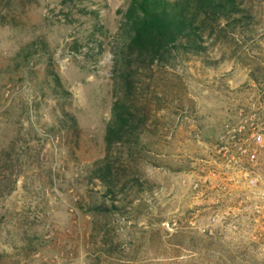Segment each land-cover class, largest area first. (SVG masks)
<instances>
[{
    "label": "rangeland",
    "instance_id": "1",
    "mask_svg": "<svg viewBox=\"0 0 264 264\" xmlns=\"http://www.w3.org/2000/svg\"><path fill=\"white\" fill-rule=\"evenodd\" d=\"M243 2L249 17L205 51L141 78L148 120L136 154H121L119 185L141 184L113 199L90 169L105 156L127 0H0V154L14 160L0 264H58L62 251L69 264H264L261 241L201 232L206 216L192 223L194 167L226 120L210 108L218 94L264 87V0Z\"/></svg>",
    "mask_w": 264,
    "mask_h": 264
},
{
    "label": "trees",
    "instance_id": "2",
    "mask_svg": "<svg viewBox=\"0 0 264 264\" xmlns=\"http://www.w3.org/2000/svg\"><path fill=\"white\" fill-rule=\"evenodd\" d=\"M243 4V0H127L112 63L116 98L104 136L105 156L90 169V178L98 179L113 199L128 182L141 184L139 177L131 176L119 185L121 154L124 150L136 154L148 120L141 78L156 65L172 66L183 54L205 51L206 38L227 32L231 23L249 17ZM115 148L119 155H113ZM12 157L1 151L0 195L9 192L14 182ZM117 208L112 204L94 209L109 213Z\"/></svg>",
    "mask_w": 264,
    "mask_h": 264
},
{
    "label": "built area",
    "instance_id": "3",
    "mask_svg": "<svg viewBox=\"0 0 264 264\" xmlns=\"http://www.w3.org/2000/svg\"><path fill=\"white\" fill-rule=\"evenodd\" d=\"M205 145L191 183L192 223L196 226L206 216L201 232L221 233L232 241H261L258 249L264 254V87L252 88L221 124L215 140ZM72 259V251H62L58 264Z\"/></svg>",
    "mask_w": 264,
    "mask_h": 264
},
{
    "label": "crops",
    "instance_id": "4",
    "mask_svg": "<svg viewBox=\"0 0 264 264\" xmlns=\"http://www.w3.org/2000/svg\"><path fill=\"white\" fill-rule=\"evenodd\" d=\"M242 78H244L243 80H247L246 78H248V80H247L248 82L247 83H249V81H251V79L254 80L251 76L248 77V74L244 75ZM233 87H231V88H233ZM234 90H236V87H234ZM214 91L216 92L217 89L215 88ZM203 92L205 93L206 91L204 90ZM215 94H217V93H215ZM218 95H217V99H216L217 101H219L217 106L214 105V109L213 110H212V108H210V112L207 114V118H209V119H211V117L213 115H215V117H217L218 114L221 115V118H224V119L226 118L227 119L229 117V114L232 111H234L236 106L246 99L247 93L245 94V92L243 90H241V91L236 90V91L227 92V94H220L219 97H218ZM220 98H223V100L221 101ZM210 122L208 121V123H210ZM210 124L207 125V126H209L208 127L209 132H210ZM214 131L217 134L218 130L216 129ZM205 144H209V143L207 142ZM205 144H204V146H206Z\"/></svg>",
    "mask_w": 264,
    "mask_h": 264
}]
</instances>
